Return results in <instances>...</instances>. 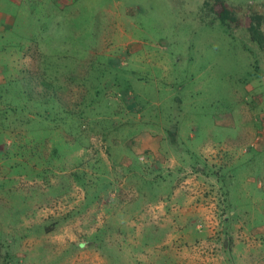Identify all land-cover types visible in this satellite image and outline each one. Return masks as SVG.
Segmentation results:
<instances>
[{"label": "rangeland", "instance_id": "1", "mask_svg": "<svg viewBox=\"0 0 264 264\" xmlns=\"http://www.w3.org/2000/svg\"><path fill=\"white\" fill-rule=\"evenodd\" d=\"M211 5L0 0V264H264V50Z\"/></svg>", "mask_w": 264, "mask_h": 264}, {"label": "trees", "instance_id": "2", "mask_svg": "<svg viewBox=\"0 0 264 264\" xmlns=\"http://www.w3.org/2000/svg\"><path fill=\"white\" fill-rule=\"evenodd\" d=\"M210 2H212L210 11L220 22L243 28L250 40L257 44L261 51L264 50V17L262 15L253 14L242 18L236 16L223 0H210Z\"/></svg>", "mask_w": 264, "mask_h": 264}]
</instances>
